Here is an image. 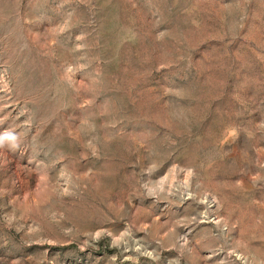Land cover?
Wrapping results in <instances>:
<instances>
[{
    "label": "rangeland",
    "instance_id": "rangeland-1",
    "mask_svg": "<svg viewBox=\"0 0 264 264\" xmlns=\"http://www.w3.org/2000/svg\"><path fill=\"white\" fill-rule=\"evenodd\" d=\"M0 264H264V0H0Z\"/></svg>",
    "mask_w": 264,
    "mask_h": 264
}]
</instances>
